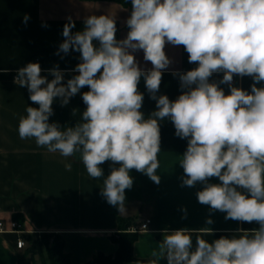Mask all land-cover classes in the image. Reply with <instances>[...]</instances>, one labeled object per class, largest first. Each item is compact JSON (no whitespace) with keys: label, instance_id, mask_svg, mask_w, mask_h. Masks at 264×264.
I'll use <instances>...</instances> for the list:
<instances>
[{"label":"clouds","instance_id":"clouds-1","mask_svg":"<svg viewBox=\"0 0 264 264\" xmlns=\"http://www.w3.org/2000/svg\"><path fill=\"white\" fill-rule=\"evenodd\" d=\"M131 7L130 31L119 41L113 17L90 15L75 34L69 19L59 50L78 51L82 62L66 84L58 68L51 70V81L41 75L38 63L18 70L14 83L27 87L29 99L38 105L28 106L19 118V137L34 138L37 146L63 157L80 153L88 176L103 178L101 195L122 212L125 190L133 185L131 170L160 183L158 121L169 118L176 135L188 139L179 162L183 184L202 183L199 203L226 213L225 219L255 221L259 228L212 242L201 238L199 229L167 232L162 258L167 264H264V87L256 86L264 82V0H131ZM166 43L183 45L189 63L198 64L180 74L181 87L188 90L175 101L156 96L161 70L171 63ZM136 50H143L150 71L138 66ZM215 72L224 73L220 83L229 84V94L209 82ZM234 74L253 78L250 92L231 86ZM141 77L158 109L149 118L140 111ZM85 86L90 90L82 94L87 106L83 122L66 129L49 123L54 98L67 105ZM106 161L119 167L104 177L100 166ZM212 177L221 183H208Z\"/></svg>","mask_w":264,"mask_h":264},{"label":"crops","instance_id":"crops-1","mask_svg":"<svg viewBox=\"0 0 264 264\" xmlns=\"http://www.w3.org/2000/svg\"><path fill=\"white\" fill-rule=\"evenodd\" d=\"M130 14L127 7L112 0H0V220L7 228L11 221L20 222L24 231L21 238L41 232L60 235L71 264H87L97 252L113 254L117 245L110 236L117 231L119 217L134 218L133 227L149 221L147 229L136 232L132 247L135 259L123 264H136L137 261L167 264L166 257L162 258L163 236L178 229H199L201 238L212 242L221 237L238 236L241 230L259 228L255 221L225 219L226 213L199 203L197 193L203 190L202 183L197 182L191 187L183 184L186 176L179 162L187 149L188 139L176 135L174 124L167 117L158 121L157 174L160 183L131 170L133 185L125 190V210L122 212L101 195L103 178L88 176L80 153L63 157L59 152L52 153L46 147L37 146L34 138L19 137V118L27 114L28 106L38 105L29 99L27 87L14 83L18 70L29 63H38L41 75L51 81L54 78L51 70L58 68L64 74L62 83L66 84L68 79L78 75L75 68L82 62L78 51L70 49L64 53L59 50L69 19L75 24L71 29L75 34L84 29V21L90 15L113 17L119 41L130 31L126 23ZM93 43L99 46L98 41ZM164 51L171 63L161 70L162 79L156 96L166 95L170 101H175L188 90L181 87L180 74L198 64L189 63L183 45L166 43ZM132 54L141 69H152L151 62L144 60L143 50ZM223 75V72H215L209 82L217 83L227 95L230 86L220 83ZM253 83L251 76L234 74L231 86L250 92ZM256 86L264 87V82ZM89 90L88 86L81 88L67 105H62V98H54L49 123H58L66 129L83 122L82 113L87 106L82 94ZM138 91L144 96L140 111L149 118L158 109L143 77ZM68 164L70 170L66 168ZM100 167L107 177L112 167H119V164L106 161ZM208 183L221 182L212 177ZM208 219L212 220L211 224L207 223ZM17 237L8 231L0 233V264H39L36 257L33 261L24 256L26 242L22 248H16Z\"/></svg>","mask_w":264,"mask_h":264},{"label":"trees","instance_id":"trees-1","mask_svg":"<svg viewBox=\"0 0 264 264\" xmlns=\"http://www.w3.org/2000/svg\"><path fill=\"white\" fill-rule=\"evenodd\" d=\"M132 11L131 0H112ZM129 29V27H128ZM135 226L134 218H121L117 220V231L110 236V240L117 245L113 254L97 252L87 264H123L133 261L132 247L137 233L131 228ZM26 249L24 256L39 260V264H71L70 256L64 252L63 238L53 232H41L22 236Z\"/></svg>","mask_w":264,"mask_h":264},{"label":"built area","instance_id":"built-area-1","mask_svg":"<svg viewBox=\"0 0 264 264\" xmlns=\"http://www.w3.org/2000/svg\"><path fill=\"white\" fill-rule=\"evenodd\" d=\"M148 223H149V221L146 220L144 223L140 224L139 226L132 227L131 230L133 232H139V231L145 230L148 227ZM6 231L12 232V233H14V234H16L18 236L17 239H16V243H15L16 244V248H22L24 246V241L21 238V235L24 233V231H23V228H22V225H21L20 222L11 221L10 227L7 228L5 226V224H4V222L2 220H0V233L1 232H6Z\"/></svg>","mask_w":264,"mask_h":264}]
</instances>
